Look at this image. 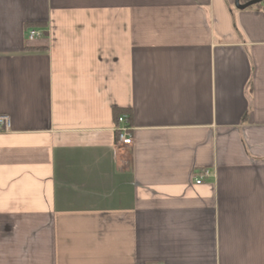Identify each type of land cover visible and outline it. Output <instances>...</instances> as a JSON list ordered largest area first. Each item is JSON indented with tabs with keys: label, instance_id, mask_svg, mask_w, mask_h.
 <instances>
[{
	"label": "crops",
	"instance_id": "1",
	"mask_svg": "<svg viewBox=\"0 0 264 264\" xmlns=\"http://www.w3.org/2000/svg\"><path fill=\"white\" fill-rule=\"evenodd\" d=\"M0 114V264H264V3L0 0Z\"/></svg>",
	"mask_w": 264,
	"mask_h": 264
},
{
	"label": "built area",
	"instance_id": "2",
	"mask_svg": "<svg viewBox=\"0 0 264 264\" xmlns=\"http://www.w3.org/2000/svg\"><path fill=\"white\" fill-rule=\"evenodd\" d=\"M44 30L39 28H31L27 32V38L34 40L43 37ZM127 115L122 114L118 117L119 126L117 127L118 141L123 145H131L133 137L131 135V127L126 122ZM11 127V119L7 114H0V132H7ZM215 176V172L210 168H202L196 175V184L200 185L206 178Z\"/></svg>",
	"mask_w": 264,
	"mask_h": 264
},
{
	"label": "water",
	"instance_id": "3",
	"mask_svg": "<svg viewBox=\"0 0 264 264\" xmlns=\"http://www.w3.org/2000/svg\"><path fill=\"white\" fill-rule=\"evenodd\" d=\"M264 0H251L247 3H241L240 0H235V5L237 8L239 9H246V8H249L251 6H254V5H257L261 2H263Z\"/></svg>",
	"mask_w": 264,
	"mask_h": 264
},
{
	"label": "trees",
	"instance_id": "4",
	"mask_svg": "<svg viewBox=\"0 0 264 264\" xmlns=\"http://www.w3.org/2000/svg\"><path fill=\"white\" fill-rule=\"evenodd\" d=\"M241 1V3H247V2H249V1H251V0H240ZM262 3V2H261ZM261 3H259V4H257V5H260ZM125 111L124 110H115L114 111V115H115V117H116V119L118 120V117L120 116V114H122V113H124Z\"/></svg>",
	"mask_w": 264,
	"mask_h": 264
},
{
	"label": "rangeland",
	"instance_id": "5",
	"mask_svg": "<svg viewBox=\"0 0 264 264\" xmlns=\"http://www.w3.org/2000/svg\"><path fill=\"white\" fill-rule=\"evenodd\" d=\"M262 3H264V1H263ZM262 3H261V4H262Z\"/></svg>",
	"mask_w": 264,
	"mask_h": 264
}]
</instances>
